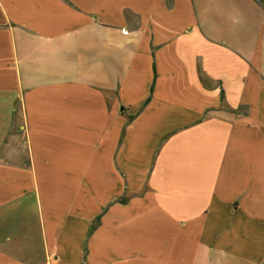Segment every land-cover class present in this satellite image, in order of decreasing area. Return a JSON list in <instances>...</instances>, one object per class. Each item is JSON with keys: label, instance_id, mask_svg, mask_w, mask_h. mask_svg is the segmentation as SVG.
I'll list each match as a JSON object with an SVG mask.
<instances>
[{"label": "crops", "instance_id": "crops-1", "mask_svg": "<svg viewBox=\"0 0 264 264\" xmlns=\"http://www.w3.org/2000/svg\"><path fill=\"white\" fill-rule=\"evenodd\" d=\"M0 264H264V0H0Z\"/></svg>", "mask_w": 264, "mask_h": 264}]
</instances>
